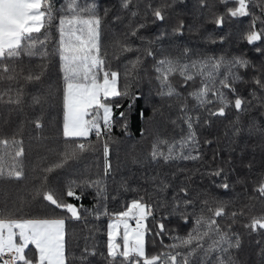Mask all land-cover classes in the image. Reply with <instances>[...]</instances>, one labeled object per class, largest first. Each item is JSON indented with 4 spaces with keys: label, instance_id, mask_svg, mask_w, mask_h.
<instances>
[{
    "label": "snow or ice",
    "instance_id": "6c2138e0",
    "mask_svg": "<svg viewBox=\"0 0 264 264\" xmlns=\"http://www.w3.org/2000/svg\"><path fill=\"white\" fill-rule=\"evenodd\" d=\"M187 5L0 0V182L16 183L14 195L0 192V264H264V213L251 214L264 203V0ZM230 41L259 63L211 47ZM141 98L152 112L144 147L114 162V129L127 133ZM26 136L55 159L41 156L21 190ZM88 152L98 154L94 173L52 183ZM236 184L248 190L239 207L214 191Z\"/></svg>",
    "mask_w": 264,
    "mask_h": 264
},
{
    "label": "trees",
    "instance_id": "16d2710c",
    "mask_svg": "<svg viewBox=\"0 0 264 264\" xmlns=\"http://www.w3.org/2000/svg\"><path fill=\"white\" fill-rule=\"evenodd\" d=\"M212 0H210V3ZM196 4L197 0H188V8L192 9L195 11L196 9ZM189 22H191V18H189ZM247 23V19L243 20H234L231 22L230 27H226V30H230L231 28H242L245 24ZM207 30L211 31L214 27V25L208 24L206 25ZM215 49H220L221 47L225 50H229L232 52L238 53L239 51H245L248 53V55L252 58L255 59V62L258 64L259 59L255 58L254 53H252L249 50V47L246 44L242 43H232L231 41L229 43H226L225 45H214L211 46ZM127 105V102H125V106ZM150 104L146 103L143 98L139 99L136 101V110L133 112L132 117L129 121V128L127 130V133L125 134L119 127L114 129V136L117 139V143L113 144V156L112 159L115 162L117 157H119V160L121 162H124L127 159V156L130 152L139 151L141 148L144 147V140L143 137L140 134V130L142 128L148 127L150 128L151 125L147 123L152 117V112L150 110ZM145 109V119H139L137 116V112L139 109ZM52 123L46 124V127L44 129V136L49 137V142L55 141L57 137V132H58V126L56 124L57 120V114L55 111L52 112V115L50 117ZM218 135H220V141L219 144L222 147L223 144L225 143L224 138H223V129H219L217 132ZM93 140L95 139L94 137L92 138ZM37 142L36 141H31L29 142V137H25V147L27 150V162H28V167H27V172H28V178L22 182H20L21 185V190H23L24 186H28L29 188L33 184V182L36 180V176L38 173H34L32 171V167L36 164L41 162V156L46 155V159L44 163H51L55 157L51 153L45 154L44 150L42 148H38L36 146ZM216 148V145L214 144L212 146V149L206 150L209 154L211 150H214ZM96 153H84L82 157L76 161L72 162L70 166L61 171H57L56 173L53 174L52 178V183L56 182V178H62V179H68V178H74L77 174L79 173H86L87 170H90L91 172H95L96 168L93 166L94 163L96 162L97 158ZM205 184H207V180L204 181ZM15 189H16V183H8V182H0V192L7 191L11 194H15ZM222 198L224 199H231L234 200L237 207H239L243 203H249L248 201V190L243 188L241 185L236 184L234 185V188L230 190L227 194L223 192V190H218L214 189ZM75 202V201H71ZM254 207L252 208L251 214L255 215H260L264 213V203H261L260 201H254ZM83 204L86 207H91L92 201L90 196H86L83 200ZM43 207V205L37 201L34 202L30 208H26V212L34 213L38 210H40ZM111 210H119V205L116 203H110L109 205ZM169 227H174L175 222L173 221L171 224L168 225ZM82 227L81 224L73 222L68 225L70 233L75 232L78 233L80 228ZM257 236H252L248 237L245 236V241H244V248H245V253H249L255 250V240L257 239ZM98 239H104V237H98ZM154 237H148V248L150 251H153V240ZM165 242H168L167 237L165 238ZM71 244V241H70ZM158 242H157V247H158Z\"/></svg>",
    "mask_w": 264,
    "mask_h": 264
}]
</instances>
